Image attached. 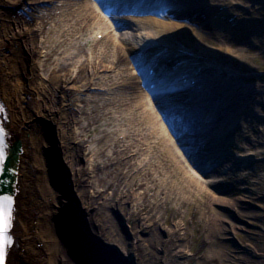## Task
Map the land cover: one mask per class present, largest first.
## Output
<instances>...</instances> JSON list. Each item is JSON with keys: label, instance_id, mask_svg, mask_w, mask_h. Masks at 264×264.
Here are the masks:
<instances>
[{"label": "rangeland", "instance_id": "1", "mask_svg": "<svg viewBox=\"0 0 264 264\" xmlns=\"http://www.w3.org/2000/svg\"><path fill=\"white\" fill-rule=\"evenodd\" d=\"M174 1L177 0H172L171 4L176 7L179 1ZM203 1L211 7H215L214 5L216 4L219 5L218 3H223L219 0ZM236 1L239 0H231L230 3L226 1L229 4H223L225 12L223 14V19L220 20L219 23L224 28L236 31L226 40V44H234L238 49L237 56L234 54L236 57H234L235 59L226 58L220 50L221 46L219 43H200V47H198L195 44L198 42L196 39H192L191 43L180 41V43L184 45H181L182 49L186 51L184 59L187 60L189 67L185 68L189 72L195 73L198 70L197 67L199 64L203 65L208 63L216 68L211 72L202 71L209 77L208 79H205L203 74H200L202 80L201 85L207 90L211 89L216 92L217 99L211 101V106H214V104L217 105L218 99L220 98H225L226 103V97H229V101L233 103L226 108L225 103L220 102V104L224 103V105H221L220 108L218 106L217 109H212L205 102H202L201 105L204 111L198 108L202 113L198 120H192V124L195 123L196 126L198 124L200 126V134L207 135L208 142L212 141L213 143H208V145L202 149L198 148L199 143H195V140L193 141V139H195V132L193 133L191 130H187L188 132H186L185 123L188 122L189 107H185L177 103V101L174 102V112L176 111V114L178 113V121H180L178 126L180 134L183 137L184 133L189 135L188 144L189 147L191 146V151L199 155V157H201L200 155H206L207 157L204 161H206L208 165H210L211 161L216 165L218 163V161L215 162V160L218 159L215 158V156L210 158V155L215 153L221 156V173L215 172L210 175H205L201 170L193 167V165H191L192 163L188 160L187 156L183 154L179 146H176L182 155L181 158L183 162L186 163V165H190L189 169L191 172L198 176L200 180L206 181L205 186H207L208 192L212 195L222 197L221 200H216L215 202V199H211V194L200 190L198 193H191L189 195L190 203L185 205L180 204V192L174 193L173 191L176 192L177 190L184 189L178 188L183 182L176 185L177 179L184 181L188 185L191 184L186 182L187 179L177 177L181 176V173L179 172L178 165L174 162H171L169 165L165 160L160 159L159 162L161 161V166H163L162 164L165 162L166 167L162 169L160 167L156 168L158 162L156 160L158 159L152 157L154 154L153 147L149 149V143L151 145L154 143L153 137L146 135V138H148V140H146L142 137V132H145V128L137 134L138 126L129 124L130 120L137 116V114H134L137 113L135 110H130V107L124 106L122 110L117 109L118 105L114 104L115 102L113 101H116L123 93L113 90L108 91L106 89V87L115 80L116 74L121 68V66L119 67L118 65V67L114 68L116 71L109 70L95 76L93 79L94 84H92L90 89L85 90L83 88L79 94H75L76 100L74 108L78 110V121L76 120L73 124L74 131L76 132L74 136L78 142H81L83 148L86 149L83 155L79 156L80 153L78 152L79 154L76 160H78L79 165H81V168L84 170L87 179H83V176L78 174L69 182L62 168H52L53 162L57 164L56 158L58 154L57 148L53 146V143L56 141L53 130L48 124L49 122L45 121L46 118L32 116V110L27 106V116L30 113L29 117L36 120V123L31 121L34 126L29 127L31 124L29 122L24 129L25 134H31L35 137L38 136L40 144L48 143L50 146L48 148L43 145L41 152L44 153L40 155L41 159L42 156L44 159L46 158L45 164L47 168L43 166L44 170H35L37 171L35 175L40 185L45 182L47 184L49 183V191H52V196H48L50 198L49 210L57 212V214H55L56 217H51L50 215L46 219H43L40 217V214L45 211L46 208L41 206L42 208L27 217L25 224L29 225L31 223V230H36L34 232L35 234L43 232L42 234L45 236L44 231L46 226L48 224L51 226L52 224V236L54 239L58 241L60 245L66 246L67 244L68 247L74 248V244L69 238H71L72 235L70 232L75 226L67 230L60 224H58L59 227L56 225L60 223L57 217L60 211L58 206L62 200H65L66 204L69 205L68 202L72 204L71 208L73 209L70 210L73 213L77 211V216L82 222L85 220V215L90 217L92 227L95 230L93 231L101 237V242L105 244L108 242L102 231L108 230L104 224V219L106 213H109L108 219L110 218V222H108V227H110L109 223H111L117 235L123 238L125 242L127 241L132 244V247H130V254L134 256L133 259L131 258L128 260V258L120 257V254L114 247H111V254L106 251L108 249H105L106 257L112 262H120V264H143V259L147 251L144 250L139 238L152 241L157 240L156 237H159L160 239L167 240L166 244L158 248L152 247L150 254H153L156 258L160 257L164 262L161 264L219 263L221 262L220 259L207 260L205 256L211 255L218 250H223L224 248H227L229 252V248H234L236 250L234 253L238 257L234 260V263L231 264H264V0H240L241 3L238 4L235 3ZM90 2L93 8L101 11L95 2ZM192 3H194V1L184 0V4L189 5ZM51 5L42 4V7L37 9L39 11L37 14L40 17L37 20V26L33 25L36 32L34 37L40 44L38 49L42 55H44V57L36 61L38 66L37 72L43 78L50 74L51 69L56 63H60L58 60L67 62V56H74V58L78 60L83 59L86 55L90 56L95 48L97 50L103 48L106 39L101 31L105 26L116 35H119V32H124L125 39H123V42L128 44L130 49L137 46L135 48L137 50L140 49L138 47H140L141 38L144 37L149 41L158 40L161 37L159 30L163 32V28L152 26L144 22L145 20H143V17H146V14H151L150 11L142 13L145 14L144 16H140L141 14L136 15L114 12L112 19L108 18L107 16L109 15L107 14V16H102L99 20H95L82 34L76 35L72 42L63 45L57 52H48V56H45L48 45L57 37L56 30L58 27H55L56 21L63 17L59 11L60 8H57L56 12L52 15L51 13L47 14L46 12L50 11L49 8ZM233 7H237L239 12L234 11ZM160 13L151 16L160 20H169L170 17L164 16L162 12ZM245 17H247V20H244L247 26H241L235 23L236 20H243ZM41 20H43L44 23L42 27L40 24ZM198 20H196V24L208 30V28L204 27L207 25H205L203 20ZM177 21L182 24H187L192 28H197L194 24L195 21L191 19L185 18ZM209 23L210 22L206 20V24ZM116 26L120 29L117 30ZM131 29H134V36H130L128 33ZM206 30L203 31L207 32ZM243 31H245L246 34L241 35ZM189 34L191 36L193 35V33ZM41 41L44 43L41 44ZM160 41L163 42L161 39ZM169 44L176 45L172 43ZM187 44L190 46L189 48ZM203 48H209L210 50L206 54L203 53ZM78 52H80V54H78ZM129 54L136 58L138 53L130 52ZM192 54L200 58L198 59L200 62L199 64H197V59L188 57ZM7 55L12 60L10 61L12 67L15 66L16 70H18V72L11 77L12 83L16 84L18 89H20V86L27 88V80L23 71L24 68L21 69L24 64L23 58L25 55V50L22 45L20 43H14L7 49ZM125 58L127 59L128 55H125ZM111 59L112 58H108L106 60L109 61ZM71 68L76 71L74 65L71 66ZM131 71H134L135 74L133 68L129 70V72ZM203 83H208L209 86ZM231 85L233 88H231ZM23 92L24 94L16 90V98L20 99L22 98L21 96H26L27 99H33L34 95L31 90L26 89L25 91L24 89ZM230 92L232 94H229ZM248 92L251 93H249L250 97L247 96ZM256 92L260 93L258 96L261 99L255 97ZM209 93H211V91H209ZM198 96L199 95L196 93L194 96L190 97L189 100L182 99V101L185 103L188 101V103H190ZM81 98H84L83 102ZM148 99L154 110H156L149 95ZM253 100L256 102L258 101L257 104L254 103ZM149 103L148 105H150ZM30 104L32 105V102ZM23 105H25V103ZM9 107L10 105L8 106L6 101L2 103V113H4L2 119L6 118L5 113L6 110H9ZM198 110L197 113L199 114ZM93 111L95 112L93 113ZM132 111H134V113ZM211 111L215 114L212 115ZM216 112L221 113L220 117L216 118L218 114ZM227 117L231 121L229 119L226 120ZM155 118L156 120L159 119L161 121L160 123L158 122L159 125L161 127L164 126L166 131L170 133V129L167 127L162 116L159 114V116H155ZM201 118H204V120ZM0 122L2 123L1 120ZM149 124H151V121L148 122V125ZM192 124L190 125L192 126ZM195 124L194 127L197 128ZM128 126L131 127L132 131H124ZM132 132H135L134 136ZM245 135L247 139H245ZM172 137L176 142L175 137ZM137 140L138 145L136 148L134 145H130L131 142H136ZM184 142L188 148L185 140ZM244 145L248 147H242ZM127 147L131 148L129 153L132 156L131 161L128 163L136 166L133 169V165L125 164L124 170H120L122 174L119 177H115V170L109 167L107 162ZM207 149H210L211 152L207 151ZM202 150L204 152H202ZM226 150H228V152ZM66 153L68 152L66 151ZM195 157L199 158L198 156ZM253 158L256 159L254 160ZM143 159L144 161H142ZM192 167L196 170L192 169ZM139 170L140 172H138ZM164 170L172 174L179 172L172 180L174 186H170L169 183L166 184V180H163V186L167 187V192L172 193L167 197H165V192L157 193L156 190L158 189L155 188L154 185L155 182H162L165 174ZM127 171H129V174ZM132 179L134 180L133 183L137 182L138 184L131 185L133 194H122L116 186L117 182L126 184ZM74 186L76 189L82 190L83 192L85 191L84 193L86 195L89 193L97 195V200H89L88 204L80 209L76 193L72 191ZM121 188L120 186V189ZM167 189H165V191ZM144 190L146 191L145 194ZM249 193H251V195ZM134 194H137L135 198H133ZM34 199L39 201L38 197H35V195ZM210 201L214 202V206L220 214L227 217L229 222L239 227L235 228L233 231H229V229L226 230L224 234L227 236L217 238L218 243L216 245H203L202 233H204L206 229L205 226L208 224L204 215L206 210H208L207 204H210ZM233 206H235V208ZM139 209L140 211L136 215V219L132 220L130 214L132 211ZM247 210L252 211V214H249ZM39 219L40 221L38 222L37 220ZM195 220H198L197 225L199 229L193 227ZM177 221L183 223L181 226L182 229L178 226L176 227L177 233L171 234V231L175 227V222ZM222 224L226 227L230 226V223L227 222ZM153 230H155V234L152 239L151 232ZM78 231L77 228L74 232L77 234ZM39 241L43 242L40 239ZM179 242L183 244L184 253L174 255L172 253V248ZM17 247L20 248V246ZM69 249V255L73 256V252L71 253ZM73 250L75 252V249H72V251ZM29 257H31L30 253H23V256L20 255L17 258V264H40V262H42L38 261L36 263L32 257V259ZM10 262L11 256L9 255L8 263ZM13 262H15V259L12 260V263Z\"/></svg>", "mask_w": 264, "mask_h": 264}, {"label": "bare ground", "instance_id": "2", "mask_svg": "<svg viewBox=\"0 0 264 264\" xmlns=\"http://www.w3.org/2000/svg\"><path fill=\"white\" fill-rule=\"evenodd\" d=\"M134 1L136 0H132L130 3ZM192 1H194V3H192L191 6L187 4L188 7L182 8L174 6H172V8H168L169 5H171V2L168 0H163V2H161L163 4L158 3V5H165L168 8H164L165 14L163 15L166 17H170L169 20H160L151 15L143 17L145 23L163 28V32L159 30V32L163 34H160L161 37H159L164 42H166V44H163L161 46L157 45L148 49L144 48L143 50H141L142 52L139 56V62L138 58L137 60L136 58H130L131 55L129 53L136 51L135 48L137 46L135 48L133 47V49H130L129 45L123 42V39H125V33L119 32V35H116L111 30H109L108 27L105 26L101 31L104 34V38L106 39L103 48H100L98 50L95 48L93 52H91L90 56L86 55V57L83 59L78 60L77 58H74V56H67V62H61L60 60H58V62L60 63H56V65L51 69L50 74L47 77L43 78L38 74V66L36 64L37 60H39L41 57H44V55H42V53L38 49L40 47V44L34 37V35H36V32L33 25L37 26L36 23L38 18L40 17L37 14L39 12L37 9H40L42 7V4H47L48 6L52 4L49 8L50 11L46 13H51L52 15L56 12L57 8H60L59 11L63 15L62 18L56 21L55 27H58V29L56 30L57 37L53 39L51 44L48 45L45 56H48V52H57L63 45L72 42L73 38H75L76 35L82 34L91 26V24H93L95 20H99L100 18H102V13L92 7L90 0H0V120L2 121V123H0L4 125L8 138L12 141L18 140L22 147V153L18 155L19 168H17L18 172L15 178V211L12 219L14 243L12 245L13 247L11 249L10 255L11 262L7 264H14L15 262V264H17V258L20 255L23 256V253H30V256L36 263L38 261H42L40 262V264H120V262L117 263L112 262L108 259H103V256H106L105 249H108L106 251L109 254L112 253L111 247H114L118 251L120 257L128 258V260L134 258V256L130 254V247H132V244L127 241L125 242L123 238L118 236L113 225L111 226V223H109L110 227H108V222H110V218L108 219L109 213H106L104 219V224L108 230L102 231L104 237L108 242L107 244L101 242V237L96 232H94L95 230L92 227L90 217L88 215H85V220L82 222V220H80L77 216V211L76 213H73L70 210L73 209L71 208L72 204H70V202H68L69 205L66 204L65 200H62L58 206L60 208V211L57 217L60 223H57L56 225L59 227L58 224H60L67 230L75 226L71 231L72 236L69 234L71 236V239L73 240L74 248L68 247L67 244V247L64 245H60L58 241L54 239V237L52 236V224L51 226L50 224L46 226L44 231L45 236L42 234L43 232L35 234L34 232L36 230H31V223L29 225L25 224L27 217H29L33 214V212L42 207L48 209H45V211L40 214V217L43 219H46L50 215L51 217H56L55 214H57V212L49 210L50 198L48 196H52V191H49V183L47 184L45 182L40 185L35 175L37 172L35 170H44L43 166L46 167V158L44 159V157L42 156L41 159L40 156L44 153L41 152L42 146L45 145L48 148L50 146L48 145V143L40 144L38 136L35 137L31 134H25L24 129L26 125L30 122L31 124L29 127H33L34 125L32 124V122L36 123V120L29 117L30 113L27 116V106L31 108L33 113L32 116L46 118L45 121L49 122L47 123L53 130V135L56 140L53 143V146L54 148H57L58 154L56 158L57 164L53 162L52 168H62L65 176L67 177V181L69 182L73 180L78 174L80 176H83V179H87L84 170L81 168V165H79L78 160H76L78 154L80 153L79 156L83 155L86 149L83 148L81 142H78L74 136L76 132L74 131L73 124L76 120L78 121V110L74 108L76 100L75 94H79L83 90V88L85 90L90 89L92 84H94L93 79L95 76H98L101 72H106L109 70L116 71L114 70V68L118 67V65L119 67L121 66V68H123H117L119 70L116 74L115 80H113L111 84L106 87V89L108 91L113 90L115 92L123 93V95L119 98L115 97L118 99H116V101H113L115 102L114 104L118 105L117 109L122 110V107L124 106L130 107V110H135L137 113H134V111L132 112L134 114H137V116L131 119L129 124L138 126L137 134H139L145 128V132H142V137H144L146 140H148V138H146V135L153 137L154 143L153 145L149 143V149L153 147L154 154L152 155V157L154 159H158L156 160L158 161L156 164V168L160 167L162 169L163 167H166L165 162H163V166H161V161L159 162L160 159L165 160L169 165L171 162H174L178 165L179 172L181 173V176L177 177H183L184 179H187V183L191 184L188 185L184 181H180L177 179L176 185L183 182V184H181L178 188L184 189L177 190L176 192L173 191L174 193L180 192V204L185 205L190 203L189 195L191 193H198V191L200 190L211 194L210 192H208L206 188L207 186H205L206 181L204 182V180H200L198 176L191 172V170L189 169L190 165H186V163L183 162L181 158L182 155L176 148L177 145L183 146L182 142L178 140L176 144L174 138L172 137L173 135L168 133L164 126L161 127L159 125V123L161 122L159 119L156 120L155 116H159L158 110H160V108L168 110V106L165 105L163 107H160L158 105L159 102L154 101L155 108H157L156 110H154L152 104L149 103L148 95L143 91V87L147 80H145L144 75H141V71L143 70V68L140 67H155L156 61H154V59H157V55L159 56V60L165 63V66L170 65L171 62H179L180 60L178 59H182L179 57L186 56V52L182 48H180L182 49V52L179 55L174 56L171 61L170 59H166L164 57L165 53L168 51H170V55L172 54V47H179L176 45H171L169 43L177 44L180 43L181 40L185 43H191L192 39H196L198 42L195 44L198 47H200V43H219V45L221 46L220 50L226 58H236L235 55L237 54L238 49L234 44H226V40L236 31L224 28L221 26V24H219L220 20L223 19V14L225 12L224 5H228L231 0H219L223 3H218L219 5L216 4L214 5L215 7H211L210 5L205 4L202 0ZM226 1H229V3ZM126 2V0L116 1L117 4H124V6H127ZM235 3H241V1L239 0ZM233 9L234 11L239 12V9L237 7H233ZM110 11L113 12L112 9ZM182 18H188L195 21L194 24L197 28H192L187 24H182L177 21L181 20ZM246 18L247 17H245L243 20H236L235 23L244 26L246 25ZM197 19L203 20L205 25H207L204 27L208 28V30L204 29L201 26H198L196 24ZM206 20L210 23L206 24ZM40 24L42 27L44 24L43 20L40 21ZM116 29L119 30L120 28L116 26ZM203 30H206L207 32ZM128 33L130 36H134V29H131V31ZM189 33H193V35L191 36ZM244 34H246L245 31L241 33V35ZM148 42L152 41H148V39H145L143 37L141 38L140 45ZM14 43H20L25 50V55L23 58L24 64L21 69L24 68L23 71L27 80V88L20 86V89H18V86L12 83L11 77L16 74L18 70H16L15 66L12 67V64L10 63V61L12 60L7 55V49ZM40 43L42 44L44 42L41 41ZM209 50V48H203V53L207 54ZM78 54H80V52H78ZM125 55H128L127 59L125 58ZM188 57L197 60L200 59L194 54L189 55ZM108 58L112 59L107 61L106 59ZM198 63L200 62L198 61ZM73 65L76 67V71L71 68V66ZM186 65L187 64H185V66L182 65L181 67H179L175 71V74L178 72H185L186 69L184 67H186ZM131 68L135 70V74L134 71L129 72ZM202 69L209 72L211 67L207 64H203L199 67L198 71L200 72ZM158 70L159 66L157 65V72ZM155 76L157 75L154 71L153 75L150 76L148 80L152 79ZM24 89L25 91L26 89H29L33 92L34 96L32 100L27 99L26 96H21L22 98L20 99L16 98V90L17 92L24 94ZM210 91L211 94H208H210L211 97L216 100V92L212 90ZM174 92L175 91L168 93V96L169 94H171L170 97L171 99L173 98L172 102H175L176 100V98H174ZM249 93L250 92L247 93V96L250 97ZM258 95H260V93L256 92L255 97L261 99ZM202 97L207 101V105H209V107L212 109H217L218 106L220 108L221 105H224L225 103V98H223V104L220 105L219 103L216 106L212 107L211 99H209V96ZM232 99L234 98L232 97ZM4 101H6L7 105H10V107L9 110H6V118L2 119L4 115V113H2V103H4ZM81 101L83 102L84 98H81ZM31 102L32 105L30 104ZM253 102L257 104L258 101L256 102L255 100H253ZM24 103L25 105H23ZM148 103L150 105H148ZM232 104L233 103L229 101V98H227L225 107L227 108ZM94 112L95 111H93V113ZM193 114L194 116H191L193 119H197L198 115H200L197 112H194ZM220 115L221 113H218L216 115V118L220 117ZM227 119L229 118L227 117L226 120ZM149 121H151V124L148 125ZM125 130H127V132H129V130L132 131L131 127L129 126L126 127L124 131ZM132 135L134 136L135 132H132ZM244 137L245 139H247L246 135ZM130 145H134L136 148V146L138 145V140L136 142H131ZM242 147L247 148L248 146L244 145ZM66 151L68 153H66ZM130 151L131 148L127 147L126 149L121 150L120 153H118L112 159L110 158L111 160H108V166L112 167L115 170V177H119L122 174L120 170H124L125 164H131L128 163L132 159V156L129 153ZM207 151L211 152L210 149H207ZM214 156L215 158L220 160V155L215 153L210 155V158ZM142 161H144V159ZM217 161L218 160H215V162ZM131 165H133V169L136 166L134 164ZM191 165L201 170L205 175H210L215 172L221 173L220 165L218 164H211V166H214L211 168L207 167L202 162L195 161V163H192ZM195 168L192 167V169ZM127 172L129 174V171ZM138 172H140V170ZM179 172H175L174 174H172L168 171H165L162 182H155L154 184L155 188L158 189L156 190L157 193L165 192V197L170 196V194L172 193L167 192L168 189L167 187L163 186V180H166V184L169 183L170 186H174L172 180L174 179V176ZM133 182V179L126 184L117 182L116 186L122 194H133V188L131 187V185L137 184V182ZM120 186L122 187L121 189ZM165 189L167 190L165 191ZM72 191L76 193L80 209H82L81 207L87 205L89 200H97L98 197L97 195L91 193L86 195L84 193L85 191L83 192L82 190L76 189L75 186L73 187ZM145 193L146 191L144 190V194ZM249 194L251 195V193ZM34 195L35 197H38L39 201H36L34 199ZM136 195L137 194H134L133 198H135ZM221 198L222 197L211 194V199H215V202L216 200H221ZM207 206L208 210H206L207 213L205 212L204 217L206 218L208 224L205 226L206 229L204 233H202V242L203 245H216L218 243L217 238H220L221 236H227L224 234L226 230L229 229V231H233L239 226L229 222L227 217L220 214L215 208L214 202L207 204ZM233 207L235 208V206ZM139 211L140 209L132 211V213L130 214L132 220L136 219V215L139 213ZM247 212L249 214H252V211L247 210ZM40 219L37 221L39 222ZM197 222L198 220L194 221L193 227L199 229ZM224 222L230 223V226L226 227L224 224H222ZM182 224L183 223L181 221L175 222V227L171 231V234L177 233L176 227L178 226L180 227V229H182ZM77 228L79 232L76 234L74 231ZM151 233L153 239L155 230H153ZM39 239L43 242H40ZM156 239L157 240H152L153 242H155L153 243L150 240L139 238V241L142 242L144 250L147 251V254H145L143 259V264L164 263L160 259V257L156 258L153 254H150L152 247L158 248L162 245H165L167 242V240H164L162 238L160 239L159 237H156ZM17 246H20V248ZM67 248H70V252L72 249L78 250V254L70 256ZM229 250L230 252L227 248H224L223 250H218L215 253H212L211 255H207L205 257L207 260L220 259L221 262L219 263L221 264H231L234 263V260L238 256L234 253L236 251L234 248H229ZM99 252H103V254L101 255V253ZM172 253L174 255L183 254V244L181 242L177 243V245L172 248ZM31 257L29 258L32 259ZM13 259H15V262L12 263Z\"/></svg>", "mask_w": 264, "mask_h": 264}, {"label": "snow or ice", "instance_id": "3", "mask_svg": "<svg viewBox=\"0 0 264 264\" xmlns=\"http://www.w3.org/2000/svg\"><path fill=\"white\" fill-rule=\"evenodd\" d=\"M3 154L0 152V160ZM12 200L10 197H0V264L5 261V246L12 243L8 235L12 226Z\"/></svg>", "mask_w": 264, "mask_h": 264}, {"label": "water", "instance_id": "4", "mask_svg": "<svg viewBox=\"0 0 264 264\" xmlns=\"http://www.w3.org/2000/svg\"><path fill=\"white\" fill-rule=\"evenodd\" d=\"M9 165H10V163H9ZM6 175H7V180H6L5 183L7 185H9L12 182L11 180H13V178H14V174L12 175V171H9V172L6 173ZM3 187H4L3 190L7 189L6 186H3ZM8 189H9V186H8Z\"/></svg>", "mask_w": 264, "mask_h": 264}]
</instances>
